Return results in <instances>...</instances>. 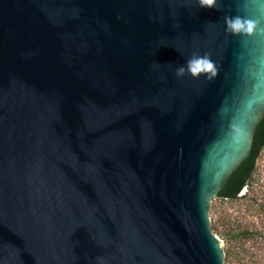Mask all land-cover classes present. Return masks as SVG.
Instances as JSON below:
<instances>
[{"label": "water", "instance_id": "obj_1", "mask_svg": "<svg viewBox=\"0 0 264 264\" xmlns=\"http://www.w3.org/2000/svg\"><path fill=\"white\" fill-rule=\"evenodd\" d=\"M218 4L0 0V264H225L209 209L264 118V0ZM194 53L214 79L176 77Z\"/></svg>", "mask_w": 264, "mask_h": 264}, {"label": "trees", "instance_id": "obj_2", "mask_svg": "<svg viewBox=\"0 0 264 264\" xmlns=\"http://www.w3.org/2000/svg\"><path fill=\"white\" fill-rule=\"evenodd\" d=\"M263 146L264 118L257 125L251 154L233 171L225 186L216 195L217 197L228 199L238 197L241 189L252 181L256 158ZM262 205L264 208L263 202ZM211 228L225 240L224 260L226 262L231 264H264V254H260L256 249L264 241L263 225L258 226L253 221H237L233 225V221L218 218L215 223L211 224ZM257 254L261 256L258 257ZM250 257H253L251 262L248 261Z\"/></svg>", "mask_w": 264, "mask_h": 264}, {"label": "rangeland", "instance_id": "obj_3", "mask_svg": "<svg viewBox=\"0 0 264 264\" xmlns=\"http://www.w3.org/2000/svg\"><path fill=\"white\" fill-rule=\"evenodd\" d=\"M252 176V181L241 189L238 197L233 199L212 197L209 209L210 226L218 218L233 221V225L237 221H253L258 226H264V208H262V202L264 203V146L256 158ZM214 233L219 237L224 246L225 240L216 232ZM262 234H264V229ZM256 249L260 254H264V241ZM258 254L257 256L260 257L261 255ZM252 259L253 257H250L248 261L251 262ZM225 264L231 263L225 261Z\"/></svg>", "mask_w": 264, "mask_h": 264}, {"label": "clouds", "instance_id": "obj_4", "mask_svg": "<svg viewBox=\"0 0 264 264\" xmlns=\"http://www.w3.org/2000/svg\"><path fill=\"white\" fill-rule=\"evenodd\" d=\"M200 8H213L219 10L218 0H197ZM225 31L234 36H252L261 22L259 19L249 18L242 15H226L224 17ZM218 67L210 54L205 53L199 55L194 53L191 58L186 61L185 65H181L175 70L177 78H182L185 75H190L193 79H199L201 76L208 80L214 79L218 74Z\"/></svg>", "mask_w": 264, "mask_h": 264}]
</instances>
